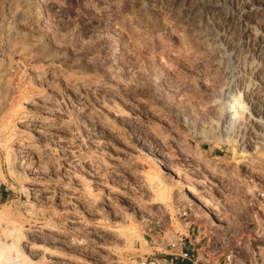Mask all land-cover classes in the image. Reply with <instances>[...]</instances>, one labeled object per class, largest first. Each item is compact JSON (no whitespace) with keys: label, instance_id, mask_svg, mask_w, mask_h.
<instances>
[{"label":"rangeland","instance_id":"374dc122","mask_svg":"<svg viewBox=\"0 0 264 264\" xmlns=\"http://www.w3.org/2000/svg\"><path fill=\"white\" fill-rule=\"evenodd\" d=\"M176 231L264 264V0H0V264Z\"/></svg>","mask_w":264,"mask_h":264},{"label":"built area","instance_id":"2783aa9c","mask_svg":"<svg viewBox=\"0 0 264 264\" xmlns=\"http://www.w3.org/2000/svg\"><path fill=\"white\" fill-rule=\"evenodd\" d=\"M185 214L186 213L183 212L180 214V216H185ZM188 228L189 226L187 229ZM174 235L176 236H174L162 246L165 248L164 251H157L159 252V256H146L143 258L142 264H167V257L179 259L181 261H187L190 264H199L197 260L198 251L195 249L194 243L190 242L191 236L188 237L183 233H178V231H176ZM187 238H189V240ZM186 240L188 241L185 242ZM186 244H188V246Z\"/></svg>","mask_w":264,"mask_h":264},{"label":"bare ground","instance_id":"6f19581e","mask_svg":"<svg viewBox=\"0 0 264 264\" xmlns=\"http://www.w3.org/2000/svg\"><path fill=\"white\" fill-rule=\"evenodd\" d=\"M14 239H15V238H14ZM22 241H23V240H22ZM11 242H12V241H11ZM17 242H18V241H17ZM1 243H2V245L5 246L6 248H10V247L12 246L10 243H8V242H6V241H3V240H2ZM15 243H16V242H15ZM13 246H14V245H13ZM230 261H231V260L228 259V260H227V264L230 263Z\"/></svg>","mask_w":264,"mask_h":264},{"label":"crops","instance_id":"0c3cea01","mask_svg":"<svg viewBox=\"0 0 264 264\" xmlns=\"http://www.w3.org/2000/svg\"><path fill=\"white\" fill-rule=\"evenodd\" d=\"M190 240H191V239H190ZM167 259H169V260L172 261V262L176 261V262H178V263H182V261L179 260V259H172V258H170V257H167Z\"/></svg>","mask_w":264,"mask_h":264}]
</instances>
